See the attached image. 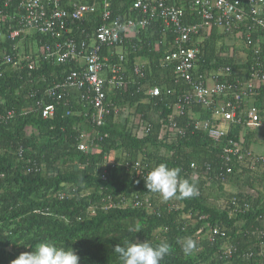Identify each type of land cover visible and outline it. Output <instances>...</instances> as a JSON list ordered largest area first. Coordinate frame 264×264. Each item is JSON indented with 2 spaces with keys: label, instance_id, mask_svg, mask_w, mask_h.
Returning a JSON list of instances; mask_svg holds the SVG:
<instances>
[{
  "label": "trees",
  "instance_id": "trees-1",
  "mask_svg": "<svg viewBox=\"0 0 264 264\" xmlns=\"http://www.w3.org/2000/svg\"><path fill=\"white\" fill-rule=\"evenodd\" d=\"M100 1L84 0L89 5H99ZM134 1L109 0L113 15H129ZM100 12L102 7L88 15L89 21L82 27L85 34L76 31V38L95 43L94 32L101 24L95 17ZM198 21L195 15L194 20L186 17V22ZM161 28L157 23L141 36L132 37L135 52L131 46L124 49L127 84L120 89L106 86L110 89L107 97L119 114L108 116L104 127L92 123L88 117L91 106H81L73 93L56 106L55 115L49 119H43L40 111L23 114L26 107L34 105L30 93L37 92L35 100L45 101L42 92L77 70V64L58 66L40 58L37 69L31 71L25 61L17 70L0 63V114L15 112L11 121L0 125V264H11L42 242L58 246L64 242L80 257L79 264H123L114 249L129 241L169 243L171 252L161 264H264V165L256 164L252 169L251 160L245 156L234 159L232 173L225 181L218 177L225 172L219 158L225 143L216 145L203 130L195 129L196 121L211 118L201 105H185L183 114L175 112L180 98L191 89L176 75L174 66L160 65L173 50L170 45L174 37L171 33L166 36V45H158L166 40ZM226 38L232 42L227 44ZM38 39V45H42L40 40L47 42L46 37ZM11 46L5 31L0 58L13 53ZM28 47L20 50L23 57L31 52ZM200 49L207 64L197 67L196 75L224 66L237 74L249 70L248 59L253 57L250 48H242L219 30H213ZM31 53L34 58L41 57L37 50ZM101 56H110L108 47H102ZM140 60L146 64V77L133 72ZM116 62L119 59L111 57L110 64ZM155 88L159 89L157 96L149 92ZM258 92L253 103L263 108L264 87ZM172 123L186 132L185 137L160 139L164 124ZM226 124L231 126L228 138L240 141L243 136L245 155L249 150L263 156L254 152L251 143L255 134L262 136L263 126L243 131L240 126ZM82 131L103 137L89 153L79 150ZM137 163L147 165L148 172L160 163L180 168L181 177L195 184L198 195L164 201L146 189ZM234 198L248 200L250 208L241 210L243 203L234 210L230 204ZM136 200L140 206L134 205ZM111 201L117 207L107 208ZM216 227L226 235L217 236L212 243L208 238ZM189 237L197 248L185 255L182 243ZM248 253L253 256L248 257Z\"/></svg>",
  "mask_w": 264,
  "mask_h": 264
},
{
  "label": "built area",
  "instance_id": "built-area-1",
  "mask_svg": "<svg viewBox=\"0 0 264 264\" xmlns=\"http://www.w3.org/2000/svg\"><path fill=\"white\" fill-rule=\"evenodd\" d=\"M96 3L89 5L84 0H0V32L6 26L10 29L20 26L19 30H11L9 33L7 28V37L12 43L13 53L3 55L0 63L17 70L23 67L25 61L31 71L37 69L40 58L41 61L58 66L69 63L78 65L77 70L72 71L62 82L49 85L43 91L45 101L35 100L37 92L30 93L34 105L26 108L23 114L40 111L42 118L49 119L55 115L56 106L69 99L72 92L78 91L81 106L92 108V112L86 116L90 117L97 127H104L108 116L119 114V109L107 97L110 90L107 87L120 89L127 84L123 75L126 64L124 49L132 45V37L141 36L147 28L160 23L163 37L174 34L170 45L173 50L168 51L161 59L160 65L174 66L176 75L191 89L189 94L180 98L175 112L183 114L185 105H201L210 113L211 118L196 121L195 129L203 130L216 145L225 143L219 157L225 172L221 171L218 177L225 181L232 173L231 164L234 159L243 160L245 156L251 160L252 169L257 168L256 164L264 165V156L255 155L249 150L245 155L243 136L240 141L228 138L231 126L226 124L240 126L243 131L264 126V106L260 108L253 103L258 91L264 87V0H135L130 14L123 17L113 15L109 0H101L99 5ZM21 7L26 10V16L14 18L11 12ZM100 7L102 13L95 17L101 19V24L94 32L95 43L91 44L89 38L78 42L73 34L76 31L81 35L85 34L82 27L89 21L88 15L95 13ZM131 11H135L136 15L132 16ZM194 15L198 22H186L187 16L194 20ZM8 23L12 26H8ZM26 25L37 27V32L41 35L55 37L57 43L53 47H41V57L37 58L31 53L33 48L28 47L31 52L23 57L20 50L25 46L16 43L22 38ZM213 30H219L221 34L233 38L242 48L248 47L252 50L253 57L248 59L249 70L242 69L234 74L231 67L224 66L199 75L194 73L197 67L207 64L200 45L211 37ZM166 41L167 38L158 45H166ZM103 46L109 48L110 56H101ZM131 48L135 52V46ZM111 57L119 59V62L110 64ZM246 62L247 58L244 64ZM134 73L140 78L145 77L140 68H136ZM149 92L154 96L159 94L157 88ZM66 106L70 107V104L66 103ZM70 114L71 111L68 115ZM14 117V111H9L6 115L0 114V124L7 123ZM164 128L171 136L183 138L186 135L183 129L173 123L169 126L164 124ZM147 131L149 125L145 132ZM164 137L165 133L161 132L160 138ZM80 138L83 142L79 144V149L85 153H89L92 146L103 140L98 133L85 131L81 133ZM147 167L136 164L142 178L149 173L146 171ZM191 168H195V164H191ZM209 169V165H206V171ZM123 201L125 203V198ZM140 204V200L134 201L136 207ZM230 204L234 210L240 209L242 204L241 210L250 208L246 199L234 198ZM115 207L117 205L113 202L108 206ZM204 219L205 216L199 218ZM225 235V232L216 227L208 239L213 243L216 242L217 236ZM261 254L264 255V252ZM247 256L253 255L248 253Z\"/></svg>",
  "mask_w": 264,
  "mask_h": 264
},
{
  "label": "clouds",
  "instance_id": "clouds-1",
  "mask_svg": "<svg viewBox=\"0 0 264 264\" xmlns=\"http://www.w3.org/2000/svg\"><path fill=\"white\" fill-rule=\"evenodd\" d=\"M13 13L14 12H11V14ZM9 25L12 26L8 23V26ZM7 28L10 30V27L6 26L5 29L0 32V38H2V40L4 32L6 31V34H8ZM118 52H120V50H118ZM145 65L146 64L143 61L140 64H136L133 72L136 68H140L146 77V72L144 71V69H146ZM46 103H49V101H46ZM161 132L166 135L162 140H165L167 137H174L171 136L165 128H163ZM106 172L107 169H104V174ZM180 173V168H170L165 163H160L152 168L144 178L145 187L148 191L159 194L164 201L177 197L184 199L197 196L198 190L195 184L191 183L188 178L181 177ZM112 202L113 201H111V203ZM109 205L110 204H108V206ZM129 231H134V229L130 228ZM196 248L197 243L195 240L190 237L184 239L182 243V251L185 255H191ZM114 251L119 254V258L123 264H161L163 258L170 254L171 246L167 242L152 245L147 241H129L124 246L117 245ZM79 261L80 257L76 254L74 249L66 247L64 242L60 246L54 242H42L35 248V250L21 253L11 262V264H79Z\"/></svg>",
  "mask_w": 264,
  "mask_h": 264
},
{
  "label": "crops",
  "instance_id": "crops-1",
  "mask_svg": "<svg viewBox=\"0 0 264 264\" xmlns=\"http://www.w3.org/2000/svg\"><path fill=\"white\" fill-rule=\"evenodd\" d=\"M23 15L26 16V10L23 7L17 8V9L14 10V13H13L14 18L15 17L17 18L18 16L21 17ZM19 27L20 26H16V27L11 28L8 31V33L11 30H19ZM37 30H38L37 27H29V26L26 25L24 27L22 38L16 44H19L20 46H25L26 45V47H28L27 45L36 43L37 49L35 47V48H33V51L37 50V52L40 54L41 52H40L39 49H41V47H43L44 45H48L50 47H53L55 45V43H57L58 40L55 37L41 35V34H39L37 32ZM41 36L42 37H46L47 38V42L44 43L42 40H40L42 45H40V44L38 45V41H39L38 37H41ZM73 37H76V34H73ZM76 39L78 40V42L81 40L79 38H76ZM0 41H2V38H0ZM53 84L54 83H52L51 85H53ZM72 93L77 96V100H78L79 92L78 91H74ZM259 93H258V96H259ZM42 94H43V92H42ZM261 128H262L261 130H263L262 136L261 135L258 136V135L255 134L254 136H252L251 143H252V148H253L254 152L256 154H260V155L264 156V129H263L264 126L261 127Z\"/></svg>",
  "mask_w": 264,
  "mask_h": 264
},
{
  "label": "rangeland",
  "instance_id": "rangeland-1",
  "mask_svg": "<svg viewBox=\"0 0 264 264\" xmlns=\"http://www.w3.org/2000/svg\"><path fill=\"white\" fill-rule=\"evenodd\" d=\"M225 41H226L227 44H230V43L232 42L229 38H226ZM27 46H29V47H31V48H35V47H37L36 43L29 44V45H27ZM243 59H244V58H243ZM244 60H245V59H244ZM244 60H243V61H244ZM142 61H144V60H140L139 63H142Z\"/></svg>",
  "mask_w": 264,
  "mask_h": 264
}]
</instances>
